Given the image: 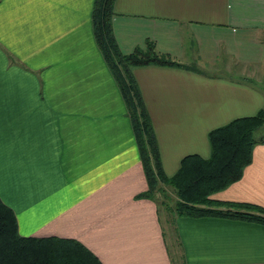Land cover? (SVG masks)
Wrapping results in <instances>:
<instances>
[{
  "label": "crops",
  "instance_id": "0c3cea01",
  "mask_svg": "<svg viewBox=\"0 0 264 264\" xmlns=\"http://www.w3.org/2000/svg\"><path fill=\"white\" fill-rule=\"evenodd\" d=\"M94 4L0 0V199L19 234L76 239L102 264H175L171 235L181 264H264V224L177 216L165 229L140 197L148 182ZM114 11L122 53L153 40L196 67L133 70L168 177L184 157L210 156V131L264 109L246 72L264 69V0H115ZM215 198L264 207V142Z\"/></svg>",
  "mask_w": 264,
  "mask_h": 264
},
{
  "label": "trees",
  "instance_id": "16d2710c",
  "mask_svg": "<svg viewBox=\"0 0 264 264\" xmlns=\"http://www.w3.org/2000/svg\"><path fill=\"white\" fill-rule=\"evenodd\" d=\"M114 5L115 0H95L93 29L96 43L119 87L132 122L148 182V190L140 197L149 198L159 205L153 195L154 189L159 183L170 186L177 196L174 207L170 208V221L162 217L161 210L158 212L161 223L166 222L173 229H176L177 216L223 217L264 224V207L215 198V194L242 178L246 167L252 162L255 147L264 142V136H255L256 131L264 125V109L254 116L235 119L210 131V156L203 158L198 154L188 155L181 161L176 174L168 177L163 170L153 123L133 70L148 65L185 67L191 70L196 67H186L160 52L153 40H147L143 48L138 47L132 53H122L112 29ZM0 264L102 262L76 239L21 236L13 210L0 199Z\"/></svg>",
  "mask_w": 264,
  "mask_h": 264
},
{
  "label": "rangeland",
  "instance_id": "374dc122",
  "mask_svg": "<svg viewBox=\"0 0 264 264\" xmlns=\"http://www.w3.org/2000/svg\"><path fill=\"white\" fill-rule=\"evenodd\" d=\"M219 68L220 67H217L215 69L220 71ZM247 70H250L253 72L250 75V78H248L250 80V83L255 84L258 88L264 91V69H262L260 66H254L253 68L247 67L246 72ZM255 136L256 138L264 136V125L256 131ZM157 186L158 187L154 189L153 191V195H154V198L159 202V205L156 201H153V200L152 201L155 202L156 206L158 207L159 212L161 210L162 217L165 218L166 220L169 219L170 221V217H171L170 208L174 207L175 202L177 200V196L175 195V191L170 186H165V185H162L161 183H159V185ZM162 186L164 189L162 188ZM159 188H162V190H160ZM163 227L165 229H169L168 223L163 222ZM166 233L168 234L170 233V231H166ZM171 239L173 240L172 244H171ZM168 240H170V244L172 248V255L174 256V263L181 264L182 261H181L180 251L177 247L176 242L174 241V237L171 235L169 236Z\"/></svg>",
  "mask_w": 264,
  "mask_h": 264
}]
</instances>
